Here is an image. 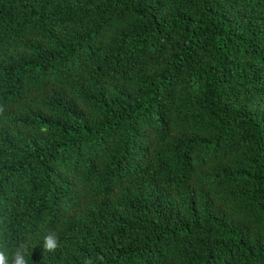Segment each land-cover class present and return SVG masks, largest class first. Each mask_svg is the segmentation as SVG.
Segmentation results:
<instances>
[{"label":"trees","instance_id":"1","mask_svg":"<svg viewBox=\"0 0 264 264\" xmlns=\"http://www.w3.org/2000/svg\"><path fill=\"white\" fill-rule=\"evenodd\" d=\"M21 246L264 264V0H0V253Z\"/></svg>","mask_w":264,"mask_h":264},{"label":"clouds","instance_id":"2","mask_svg":"<svg viewBox=\"0 0 264 264\" xmlns=\"http://www.w3.org/2000/svg\"><path fill=\"white\" fill-rule=\"evenodd\" d=\"M57 246V238L54 233H48L42 239V247L44 249L52 250ZM10 259L11 264H27L24 256L23 246L15 250L11 257L0 253V264H6V261Z\"/></svg>","mask_w":264,"mask_h":264}]
</instances>
